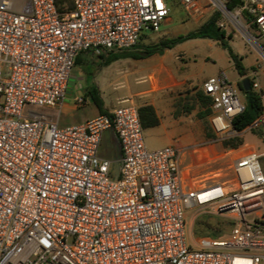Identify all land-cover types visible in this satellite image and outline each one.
<instances>
[{"label":"built area","instance_id":"2783aa9c","mask_svg":"<svg viewBox=\"0 0 264 264\" xmlns=\"http://www.w3.org/2000/svg\"><path fill=\"white\" fill-rule=\"evenodd\" d=\"M72 1L60 11L55 0H0V264H264L263 154H236L231 176L199 181L185 148L147 146L133 103L59 124L78 56L133 48L171 13L169 0ZM177 1L191 15L219 13L227 35L239 30L264 57V0ZM260 70L249 75L262 105L252 125L264 130ZM203 91L212 142L243 137L233 126L246 107L239 85L222 72ZM109 130L121 149L116 177L100 155ZM193 208L228 217V235L189 242Z\"/></svg>","mask_w":264,"mask_h":264},{"label":"rangeland","instance_id":"374dc122","mask_svg":"<svg viewBox=\"0 0 264 264\" xmlns=\"http://www.w3.org/2000/svg\"><path fill=\"white\" fill-rule=\"evenodd\" d=\"M171 13L169 22L163 23L158 31H145L141 36L138 44H153L157 43L163 37H172L176 35L186 34L193 31L196 27L193 20L197 15H191L177 1L169 0ZM246 24V18H242ZM254 35H259L255 26L250 28ZM231 38L227 39L235 53H237L248 67L261 66L259 79L264 84V57L254 48V46L244 37L237 29L230 30ZM191 39L187 40L184 46L187 49L193 48ZM259 43L264 47V38L259 39ZM107 52H102L107 55ZM102 53H94L91 51L83 52L80 56L83 63L75 65L72 76L69 82L67 97L74 98L78 95H84L86 102L83 105L76 106L74 110L78 112H89L95 108V104L88 94L90 85L96 84L99 92L105 101L108 108L119 107L125 104H119V99L127 95L131 91H135L136 80L138 77L147 74V61L145 59L124 58L113 61L110 65L104 66L103 59L100 57ZM204 58L200 63L204 70L209 73L217 69L219 65L226 66V74L233 83H237L239 77L238 71L235 69L232 59L226 49L219 43H214L211 46H205ZM120 97V98H119ZM244 99V94H241ZM180 107L194 106L193 96L179 98L177 101ZM186 110V109H185ZM185 115L181 121H174L173 117L164 116L162 123L153 128L144 130V136L147 146L150 149H157L168 145H179L186 149L184 159L187 162L191 160L193 148L199 146L203 141V124L204 119L198 116L197 106L190 112H182ZM60 115L63 120H66V110L61 109ZM66 118V119H65ZM209 120V118H208ZM69 121V119H67ZM61 123V121H60ZM216 137V135L214 136ZM244 144L242 149H254L256 152L263 154L260 157V164L264 171V130L258 125H251L243 134ZM209 150L201 151L197 158L194 155L193 174L196 175L199 181L205 180L212 182L213 180H222L231 176L233 165V154L238 150L227 148L221 141L213 142ZM216 144V145H215ZM100 155L114 161V177L119 169L118 159L120 154L116 149L115 141L104 135L100 147ZM186 158V159H187ZM191 163V162H190ZM232 227L231 220L222 214H217L213 209L200 210L193 208L189 210L187 219V238L191 243H196L199 238L209 237L218 239L225 237L230 232Z\"/></svg>","mask_w":264,"mask_h":264},{"label":"crops","instance_id":"0c3cea01","mask_svg":"<svg viewBox=\"0 0 264 264\" xmlns=\"http://www.w3.org/2000/svg\"><path fill=\"white\" fill-rule=\"evenodd\" d=\"M211 15H212L211 12L197 15L193 19L196 24L195 29H197L200 25H202L205 21H207ZM170 20L171 18L169 16L164 23L169 22ZM176 36H172V37H176ZM190 41L193 48L187 49L184 46H182L185 43H187L186 40L182 43L176 44L171 48H166L163 51V53H158L145 58V60L147 61V67H146L147 74H144L137 78L136 80L137 89L135 91H131L127 95L122 96V98L119 99V104L133 103L138 108L145 104H152L156 108V111L160 117V124L162 123L164 116L173 117L174 121H181L182 117L185 114L181 113L178 116L175 115L176 103L179 100V98L187 97V95L194 96L197 90L199 89L203 90V84L208 78L212 76H216L222 72H225L227 69L225 65H219L217 69H214L209 73H207L204 70L202 64L200 63V60H202L205 57L204 56L205 46H211L214 43L219 44L220 42L218 40L211 38H194L191 39ZM245 67L248 69L247 71L248 73L244 77H241L239 75L236 81L237 85H239V82L242 83V80L244 78L246 77L249 78L251 70L255 68L254 66L250 68L247 65H245ZM262 85L264 86V84ZM243 94H244V100L246 101V94L244 93V90H243ZM76 106L77 105L75 104V97L72 99L66 96L61 109L66 110L67 113L66 118L69 119V121H67V119L65 118L66 120H63L62 122L61 115L58 114L56 118L60 125L64 126L73 123H79L88 118H92L100 114L96 105L94 109H91L89 112L85 111L83 113L78 112V110H74ZM105 107L108 108L106 104ZM114 108L116 107H110L108 109L112 110ZM197 108L199 111L200 107L197 106ZM212 114L213 111L204 119V121L206 120L207 122H209V124H211ZM105 134H107L108 137H110L112 140L115 141L116 149L118 153L121 154L120 143L115 133L112 130H109L103 134V137ZM103 137H102V141H103ZM214 139L215 137H207L203 124V141L199 146L193 148L192 150L193 153H191L190 155L191 160L188 162L186 161L188 160L186 155L187 159L185 158L183 164L185 166H191L193 168V162H195L194 155L198 158L200 156L201 151L209 150V147L213 145L212 141ZM236 150H238V152L234 153L233 156L254 149H242L241 146Z\"/></svg>","mask_w":264,"mask_h":264},{"label":"trees","instance_id":"16d2710c","mask_svg":"<svg viewBox=\"0 0 264 264\" xmlns=\"http://www.w3.org/2000/svg\"><path fill=\"white\" fill-rule=\"evenodd\" d=\"M56 5L60 11L71 10L73 8L72 0H55ZM238 0H233L230 3V7L233 8L236 6ZM220 18L219 13L212 14L207 21L200 25L197 29L190 31L186 34H181L176 37H166L160 39L159 42L153 44H139L140 46H134L130 49H124L119 51H110L106 54H100L103 59L102 64L104 66L110 65L113 61L124 59V58H133V59H145L152 55L163 53L166 48H171L178 43H182L189 39L194 38H211L218 40L222 47L226 49L234 63L236 70L238 71L241 77L247 75L248 69L243 64L242 58L234 52L231 45L228 43L227 39L231 38V35H227L226 31L223 30L218 25V19ZM83 63L81 56L77 57L76 65ZM240 88L242 90V83L239 82ZM246 107L245 110L233 120V126L239 130L243 131L249 126H251L258 118L261 113L262 105L260 95L251 90V92H246ZM88 94L93 100L94 104L97 106L101 114H107L109 109L105 107L104 99L102 98L99 88L96 84L90 85L88 89ZM194 106H184V109L180 107V103H176L175 115L178 116L182 112H190L196 106L200 107L198 111V116L202 119H205L209 114L212 113V103L213 100L208 96L203 90L199 89L193 96ZM186 109V110H185ZM140 119L144 129L156 127L160 124V117L156 111V108L152 104H145L138 108ZM205 133L207 137H214L211 124L205 120L204 122ZM223 145L227 148L238 149L244 144V140L241 137H236L232 139L224 140Z\"/></svg>","mask_w":264,"mask_h":264},{"label":"water","instance_id":"95a60500","mask_svg":"<svg viewBox=\"0 0 264 264\" xmlns=\"http://www.w3.org/2000/svg\"><path fill=\"white\" fill-rule=\"evenodd\" d=\"M241 2L238 1V4H240ZM245 14L247 15V12H245ZM242 87L246 92H251V81L250 78L246 77L242 80Z\"/></svg>","mask_w":264,"mask_h":264}]
</instances>
